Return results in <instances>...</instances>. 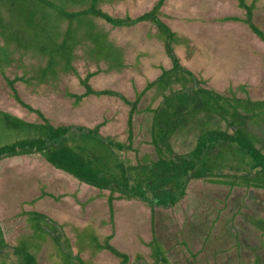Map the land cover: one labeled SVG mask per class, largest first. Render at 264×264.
I'll list each match as a JSON object with an SVG mask.
<instances>
[{"label": "rangeland", "instance_id": "obj_1", "mask_svg": "<svg viewBox=\"0 0 264 264\" xmlns=\"http://www.w3.org/2000/svg\"><path fill=\"white\" fill-rule=\"evenodd\" d=\"M166 1L167 7L162 6V10L170 16H162L161 20L168 22L172 29L180 32L179 38H185L190 44L191 54L188 56L183 55V48L179 50L183 68L193 72L208 87L225 90L232 84L237 87L245 84L253 99H264V40L245 23L247 11L240 7L239 1ZM157 2L158 0H0L1 75L6 73L11 80L17 75L23 77V82L15 84L23 85L25 91L33 93L32 96L35 95L38 99L43 97L40 102L32 99L26 102L38 108L50 125L79 126L82 129L84 127V134L76 137V150L78 154H85L92 159L93 164L101 161L103 157L106 158V164H109V143L117 146L115 142L121 140L114 134L119 131L116 125L125 126L128 117L124 112H127L128 107H125L121 114L117 111L114 100L108 95H100L97 91L75 103V96L73 99L67 94L61 95L64 91L60 89L67 87V93L82 95L84 88L73 75H76V70L81 78L95 72L94 77L88 79L92 89L111 88L129 93L128 97L133 99L132 96L140 93L137 92L138 89H144L149 81H153L160 74L159 66H171L172 62L163 53L160 44L151 42L147 36L148 32L153 30L150 22L138 21L117 26L111 22L104 23L102 17L95 15L96 11H100L122 20L139 18L149 12ZM244 2L249 9L255 8L252 21L264 33V0ZM129 63L135 64L136 67L125 68ZM37 81L40 85L41 81L43 83L39 88ZM150 91L142 97L138 108L143 110L147 106ZM8 93L9 91H0V148L13 146L16 151H28L29 147L21 148L20 145L37 138V132L32 129L34 125L24 124L13 115L18 111L15 108L17 105ZM56 93H60L59 96ZM64 100L66 105L63 104ZM110 104H114V110L109 108ZM147 116L150 118V115ZM147 116L143 112L133 117L135 138L138 141L149 140V127L145 125V121L149 122ZM31 117V122L33 119L38 122L42 118L37 114H31ZM95 126H100L98 132L96 129L92 131ZM122 135L125 136V132ZM134 145L136 146L135 142ZM102 147H106V150H102ZM40 153L0 159V170H3L0 176V227L5 240L12 243L13 238L25 225L34 223L35 219L38 220L35 224L41 223L45 220L43 216L56 219L57 222H74L77 228L75 238L78 235L80 241H83L77 244L79 247L89 243L88 239L97 237L102 230L108 233L111 213L108 211L107 197L104 199L102 196L108 190H100L89 183L80 182L69 173L65 178L62 175L65 173L60 174L58 168H54ZM120 155L118 156L121 157ZM124 156L122 158H126ZM10 166L16 168L8 170ZM104 173L106 172L103 170L99 172L102 176ZM105 175L109 179V172ZM201 184H189L185 195L176 206L166 209L155 207L153 213L151 207H145L138 200L114 201L112 215L117 233L115 246L133 257L142 239L148 238L155 231L158 239L164 241L161 248L170 251L168 255L174 264H212L214 261L224 263L223 259L215 258V252L217 249L224 251L221 253L223 258L232 257L234 254L230 237L225 234L229 226L222 224L226 222L227 225L226 218L229 214L232 215L230 209L222 208L221 200L224 199L228 188L206 184L208 188L218 189L204 192L198 190L204 185ZM47 191L57 197L70 194L72 202L75 198L74 205L63 203L64 205L59 207L60 204H56L49 197L38 198L39 192ZM74 192L75 196L72 195ZM234 192H239L242 196L239 189L235 188ZM34 198L38 200V206L32 207L29 202ZM251 199L254 198L247 199L249 203ZM232 202L230 198L226 202L229 208H232ZM253 202L256 203V199ZM27 204L30 206L28 208L39 210L43 215L22 213L23 210H28ZM22 207L24 208L20 212ZM253 207L256 208L252 205L248 209H255ZM82 209L84 212L80 220L77 214ZM90 210L95 214H87ZM152 215L154 230L150 217ZM94 216L101 217L106 224H97L92 220ZM230 224H235V221ZM25 229L28 230L22 233L24 237H21L19 243L20 250L26 248V244H29L30 248L36 246L37 241L34 240L39 239L43 233L40 229L36 234L35 229ZM97 238L100 241L105 240V236ZM194 239L204 243V246L195 243ZM243 241L247 247L249 240L244 237ZM185 243L188 244V249ZM176 248L183 251L181 256L177 257ZM9 250L8 248L2 253L9 259V264H16L18 261L21 264L19 253L10 252L9 255ZM142 251L144 252V248ZM44 256L45 261L42 260L41 264H51V261L55 260V257L47 252H44ZM105 256L106 264L115 262L112 255ZM4 257L0 258V264H7ZM151 264L161 262L156 260Z\"/></svg>", "mask_w": 264, "mask_h": 264}, {"label": "trees", "instance_id": "obj_2", "mask_svg": "<svg viewBox=\"0 0 264 264\" xmlns=\"http://www.w3.org/2000/svg\"><path fill=\"white\" fill-rule=\"evenodd\" d=\"M238 1L240 7L247 11L248 17L245 23L264 40V33L252 21L255 8L249 9L244 0ZM166 2V0H158L149 12L139 18H128V20L114 18L100 11L95 13L103 18L104 23L111 22L117 26L129 25L138 21L150 22L153 30H150L147 36L151 42L160 44L163 53L172 62L169 67L164 64L159 66L160 74L153 81H149L144 89H138L137 92L140 93L132 96L133 99L128 97L129 93L111 88L92 89L88 84V79L91 76L94 77L95 72L88 73L81 78L76 70V75H73L77 78L78 84L84 88L85 92L82 95L67 93V87L60 89L64 91L61 95L67 94L72 98L75 96L76 99L73 98L75 103L97 91L100 95H108L114 100L116 102L114 104L118 107L117 111L121 114L125 111V107H128L127 112H124L128 117L125 126L116 125L119 131L117 130L114 134L121 140L115 142L117 146L109 143V164H106L104 157L93 164L92 159L90 160L87 155L77 153L76 137L84 134V127L82 129L79 126L50 125L48 119L42 117L38 108L26 102L30 99L40 102L43 97L38 99L34 97L35 95L32 96L33 93L25 91L22 88L23 85L19 84L24 81L23 77L17 75L14 80H11L6 73L2 75L0 73V91H9V97L17 105L15 108L18 111H15L13 115H16L18 120L24 124L34 125L32 129L37 132V138L20 145L21 148L29 147L28 151H16L13 146L6 147V149L5 147L0 148V159L41 152L55 168L71 174L80 182L89 183L100 190H108L102 196L104 199L107 197L108 211L112 217L109 220V232L102 230L98 234V236H105V240L100 241L98 236H93V238L90 236L89 243L84 246L81 244L82 247L77 245L83 241H80L78 235L75 238L77 228L72 221L57 222L56 219L52 220L43 216L45 220L35 224L38 222L35 219L34 223L25 225L24 229H35L34 234L40 229L43 233L39 239L34 240L37 241L36 246L30 248L29 244H26L24 246L26 248L21 250L19 243L21 237H24L22 233L28 229L25 231L21 229L13 238L12 243H8L0 227V258L5 256L2 254L3 251L9 248V255L10 252L19 253L21 264H41L42 260L45 261L44 252L55 257L51 264H106L105 254H110L115 258V262L111 264H151L156 260L161 264H174L168 255L170 251L161 248V243L164 241L158 239L155 231L148 238L142 239L133 257L115 246L117 233L114 215H112L114 201L138 200L145 207H151V213H153L155 207L166 209L176 206L185 195L189 184L198 182L204 183L205 186L198 188L204 192L218 189L208 188L206 184L227 186L228 190L224 199L221 200L222 208L232 211V215H226L227 225L226 222L222 224L229 226L225 234L230 237V245L234 254L232 257L223 258L221 253L223 254L224 251L217 249L215 258L223 259L225 262L214 261L212 264H264V99H253L247 92L245 84L238 85V87L232 84L225 90L208 87L193 72L183 68L184 66L180 64L179 50L183 48V55L188 56L191 54L190 44L185 38H179L180 32L172 29L168 22L161 20L162 16H170L162 10V6L167 7ZM132 66L136 67L135 64L129 63L125 68L132 69ZM181 74L185 76L184 79ZM16 82H19V85L15 84ZM66 83L68 84V81ZM41 85L38 84V88ZM51 90L53 91L54 88ZM148 91L151 95L148 96L147 106L142 110L138 107L142 97L148 94ZM42 101L45 102V100ZM63 104L66 105L65 100ZM114 104H110L109 108L114 110ZM73 106L76 108L75 105ZM143 112L146 116L150 115V118L147 116L149 122L145 121V125L149 127V140L146 142L138 141L134 133L133 117ZM31 114H37L42 118L39 121L35 119L38 122L34 119L31 122ZM95 129L98 132L100 126H95L92 131ZM124 132L125 136L122 135ZM103 149L106 150V147H102ZM101 170L109 172V179L106 173L103 176L99 174ZM235 188L242 192V196L238 194L239 192L233 193ZM39 197L41 199L49 197L56 204H60L59 207L64 205L63 203L71 206V203L63 202L62 197L55 196L51 191L39 192ZM252 197L256 199V203L253 202L254 199L250 200L252 204L248 202L247 199ZM229 198L233 201L231 206L234 209L229 208L226 203ZM37 201L34 198L29 204H32V207L38 206ZM218 204H221L220 201ZM252 205L256 208L248 209ZM28 207L30 206L26 208ZM32 207L27 211H22L24 208L22 207L20 212L42 214L41 211L32 209ZM93 210L86 213L95 214ZM83 212V209L78 211L77 215L80 220ZM150 217L153 223V215ZM92 220L97 224L105 223L98 216L92 217ZM233 220L235 224H230ZM152 229H155L154 223ZM244 237L249 240L247 247L246 243H243ZM91 240L93 242H90ZM197 240L194 239V242L200 244L201 242ZM184 245L188 249V244ZM201 245L204 246V243ZM48 250L51 252L49 253ZM175 252L177 257L183 253L180 248H176ZM4 260L9 264L10 261L6 256ZM16 264H20L19 261Z\"/></svg>", "mask_w": 264, "mask_h": 264}, {"label": "crops", "instance_id": "obj_3", "mask_svg": "<svg viewBox=\"0 0 264 264\" xmlns=\"http://www.w3.org/2000/svg\"><path fill=\"white\" fill-rule=\"evenodd\" d=\"M37 155H39V154H37ZM40 155H41V153H40ZM18 156H16V157H7V158H17ZM43 158V157H42ZM5 159V158H4ZM42 161H44V164H45V160L44 159H42ZM42 164H43V162H42ZM41 164V165H42ZM43 164V165H44ZM42 165V166H43ZM13 167L14 166H10L9 167V169H13ZM14 168H16V167H14ZM55 168V167H54ZM58 171H59V173L61 174V172H63V173H65V174H62L65 178H67V176H69V174L68 173H66L65 171H62V170H59V169H57ZM3 172V170H0V174ZM73 179H74V177H72ZM70 191V190H69ZM72 195H75V192L72 194ZM70 194H68L67 193V195H64L63 197H62V201L63 202H65V201H68L69 203H71L72 205H74V199H73V202L71 201L72 200V197L70 196ZM69 197V198H68Z\"/></svg>", "mask_w": 264, "mask_h": 264}]
</instances>
